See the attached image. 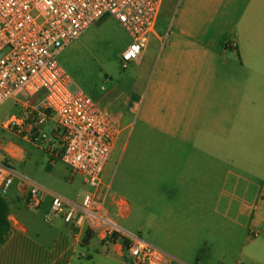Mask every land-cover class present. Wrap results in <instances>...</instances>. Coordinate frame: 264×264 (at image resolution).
<instances>
[{"label":"crops","instance_id":"1","mask_svg":"<svg viewBox=\"0 0 264 264\" xmlns=\"http://www.w3.org/2000/svg\"><path fill=\"white\" fill-rule=\"evenodd\" d=\"M131 63L130 88L98 102L121 128L102 175L113 221L171 264H264V0H164ZM17 204L0 264H132L121 243Z\"/></svg>","mask_w":264,"mask_h":264},{"label":"built area","instance_id":"2","mask_svg":"<svg viewBox=\"0 0 264 264\" xmlns=\"http://www.w3.org/2000/svg\"><path fill=\"white\" fill-rule=\"evenodd\" d=\"M163 1L0 0V53L8 48L0 57V105L13 99L19 107L2 128L41 144L50 165L62 161L71 178L82 176L90 189L80 199H68L0 159V194L8 197L16 181L28 185L27 209L37 211L48 200V222L58 216L73 229L99 232L104 243H121L132 264H171V257L113 221L101 190L102 175L121 128L98 103L73 88L57 56L87 28L113 18L130 38L121 53L122 67L127 68L145 50Z\"/></svg>","mask_w":264,"mask_h":264},{"label":"rangeland","instance_id":"3","mask_svg":"<svg viewBox=\"0 0 264 264\" xmlns=\"http://www.w3.org/2000/svg\"><path fill=\"white\" fill-rule=\"evenodd\" d=\"M129 43L130 38L125 30L115 19L109 18L83 31L58 54L57 61L72 79L73 88H79L98 103L117 86L128 90L127 85H129L130 88L135 66L134 63H130L124 69L121 61V53ZM140 86L141 84L139 89ZM18 111L19 107L13 99L0 105V159L9 162L20 175L58 195L72 200L83 196L84 192L90 189L83 183L82 176L76 175L72 179L71 170L65 163L57 160L50 165L47 162V154L41 144L28 142L2 128V123ZM12 195L13 193L10 192L8 197L14 206L17 203ZM45 207L49 208L48 200L38 215ZM14 209L19 217L34 215V211L27 209L23 204H17ZM138 236L146 238V235ZM216 244L218 241L213 239L211 245L214 249ZM215 252L216 250L212 251ZM211 259L214 260L213 257L207 259L209 264Z\"/></svg>","mask_w":264,"mask_h":264},{"label":"trees","instance_id":"4","mask_svg":"<svg viewBox=\"0 0 264 264\" xmlns=\"http://www.w3.org/2000/svg\"><path fill=\"white\" fill-rule=\"evenodd\" d=\"M12 208V201L9 197L0 194V247L6 242L10 230V214Z\"/></svg>","mask_w":264,"mask_h":264},{"label":"water","instance_id":"5","mask_svg":"<svg viewBox=\"0 0 264 264\" xmlns=\"http://www.w3.org/2000/svg\"><path fill=\"white\" fill-rule=\"evenodd\" d=\"M7 50H8V48L4 49V50L0 53V57H2V56L6 53Z\"/></svg>","mask_w":264,"mask_h":264}]
</instances>
